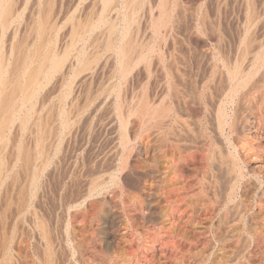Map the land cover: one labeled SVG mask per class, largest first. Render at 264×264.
<instances>
[{"label":"bare ground","instance_id":"bare-ground-1","mask_svg":"<svg viewBox=\"0 0 264 264\" xmlns=\"http://www.w3.org/2000/svg\"><path fill=\"white\" fill-rule=\"evenodd\" d=\"M204 1L0 0V264L20 262L8 214L31 230L29 264H89L69 215L89 203L97 230L116 226L99 202L118 185L143 224L168 219L184 194L205 237L170 264H264V0H213L212 19Z\"/></svg>","mask_w":264,"mask_h":264},{"label":"rangeland","instance_id":"rangeland-1","mask_svg":"<svg viewBox=\"0 0 264 264\" xmlns=\"http://www.w3.org/2000/svg\"><path fill=\"white\" fill-rule=\"evenodd\" d=\"M232 1V0H231ZM230 1V2H231ZM211 2V3H210ZM230 2H228V3H230ZM206 3V4H205ZM231 4V3H230ZM206 7H205V6ZM207 6H208V8H210L209 9V11H207ZM209 6H213V0H205L204 1V3H203V10H205V11H207V18L208 19H212V17H213V7H209ZM210 10H211V12H210ZM222 12H223V14H222ZM222 12L220 13V15H221V17H220V15H219V17H220V27H221V29L223 28V32L225 33V35L226 36H230V26H229V24H227L228 22H224V21H226V14H225V11H223L222 10ZM211 13V14H210ZM210 15V16H209ZM224 17H223V16ZM181 16H187L186 17V19H185V17L184 18H180L181 20H180V28H181V30L183 31L186 27H187V25H188V22H189V14H184V15H182L181 14ZM180 16V17H181ZM224 18V19H223ZM182 19H184L183 21H182ZM221 21H222V23H221ZM182 22H183V24H182ZM185 22V23H184ZM186 23H187V25H186ZM226 23V24H225ZM225 24V25H224ZM182 25V26H181ZM186 25V26H185ZM227 25H228V27H227ZM225 27V28H224ZM228 29V30H227ZM229 31V32H228ZM227 33V34H226ZM228 36V37H229ZM183 51H184V49H182ZM197 52V53H196ZM196 52H192L191 54H190V57L189 58H191L192 59V62H194L195 60H196V58L197 57H199L200 56V53H199V51H196ZM193 54V55H192ZM193 57V58H192ZM195 58V59H194ZM51 177V178H50ZM52 175L49 173L48 175H47V181L48 182H46V185H47V187L49 188V190H48V188H47V194L46 193H44V194H46V195H44V196H42L43 197V201H44V199L46 200V201H44V203L41 201V200H39L40 202L39 203H41L40 204V210H41V212L43 213V216H44V218L48 221V220H50L49 218H50V216H51V209H52V205H53V196H52V194H53V192H54V190L56 189L55 187L59 184V182H58V178H54L53 177V179H52ZM185 178V177H184ZM54 179H55V181H54ZM181 179H183V177H181ZM186 179V178H185ZM185 179H183V180H185ZM50 180V181H49ZM54 182V184H53V182ZM57 181V182H56ZM51 182V183H50ZM48 183H49V185H48ZM52 184V185H51ZM55 184H57V185H55ZM51 186V187H50ZM120 186L118 185V189H117V193H116V195H113V194H109V196H108V200H104L103 202H102V200H101V202H99V204L100 205H103V206H107L106 208L110 211V212H112V213H114V211H115V213H114V216H115V223H117V224H115L116 226H114V227H108V228H106V229H103V230H101L102 232H100L99 231V227H98V230H97V226L96 225H98V222H97V219H96V215L95 216H93L92 214H94V211L96 210V205L95 206H91L89 203H86V209L85 210H83V211H81V213H80V215H78L77 217H74L73 218V216L70 214L69 215V218L71 219V220H69V221H72V222H69L70 224L71 223H73L71 226H70V228L72 229V230H74L75 228H77V229H75L74 231H72V238H74L73 239V245H77V246H79L81 249H82V255L84 256H86V257H89L90 259H91V261H89V264H93V263H96V264H110L109 263V258L111 257V256H113L112 258H114V259H112V258H110V259H112V260H115V261H121V260H123V258H124V260L126 261V259L128 260V262H129V264H140V262H141V264L143 263V264H158V262H161V263H159V264H170V263H172V258L173 257H175L176 258V256H177V254L179 255L180 254V252H182V251H185L186 249H188V244H192V245H202V242L204 241V237H205V233H201V232H198L195 228H190V223L189 224H187L188 222H189V220L192 218V216H190V213H189V215L186 217V215H187V213H188V211H186V209H185V211H184V208L183 209H181L182 207H185V206H183V204L181 203L182 201V197L184 196V194L182 193V194H178V196H177V194L175 193V192H173V195L171 196V198H170V205L172 204V205H175V206H172L173 207V209H171L170 208V212L168 211V213H167V216H168V219H166V220H164V221H162V222H159V223H154V224H143V223H141V221H142V217H141V213H143L142 212V209H140L141 207L140 206H138V201H137V199H135V198H132V197H126L125 198V195H124V193L121 191V190H119V189H121V188H119ZM55 188V189H54ZM53 190V191H52ZM121 192V193H120ZM48 194H50V195H48ZM111 195V196H110ZM121 195H123V196H121ZM52 197V198H51ZM120 198V200H119V198ZM122 197H124V199L122 198ZM174 197V198H173ZM47 198V199H46ZM115 198V200H112V199H114ZM42 199V198H41ZM122 199H123V201H122ZM135 199V200H134ZM175 199H178V200H180L179 202L181 203V205H180V203L179 202H177L178 200H176L175 202L173 201V200H175ZM110 200V201H109ZM132 200V201H131ZM48 201V202H47ZM51 201V202H50ZM109 201V202H108ZM114 201V202H113ZM129 201V202H128ZM125 202V203H124ZM174 202V203H173ZM176 202H177V204H176ZM108 203H109V205H108ZM117 203V204H116ZM123 203V204H122ZM50 204V205H49ZM121 204V205H120ZM135 206H134V205ZM137 204V205H136ZM180 205V207H179V205ZM39 205V204H38ZM50 207H49V206ZM89 205V206H88ZM118 205V206H117ZM120 205V206H119ZM128 205V206H127ZM130 205V206H129ZM116 206L117 207H119V208H116ZM122 206V207H121ZM178 206V207H177ZM90 209H89V208ZM115 207V208H114ZM121 207V208H120ZM139 207V208H138ZM176 209H175V208ZM256 207V206H255ZM51 208V209H50ZM109 208H111V209H109ZM130 208V209H129ZM47 209V210H46ZM88 209V210H87ZM93 209V210H92ZM120 209V210H119ZM123 209V210H122ZM125 209V210H124ZM136 209V210H135ZM139 209V210H138ZM174 209H175V211H174ZM178 209V211L176 212V210ZM46 210V211H45ZM91 210V211H90ZM113 210V211H112ZM128 210H131L130 212H134L133 214L132 213H130ZM84 211H86V212H84ZM88 211V212H87ZM136 211H137V213L138 214H136ZM141 211V212H140ZM83 212H84V215L83 216H81V214H83ZM124 212V213H123ZM128 212V213H127ZM175 212V213H174ZM185 212H187V213H185ZM85 213H87V215L85 214ZM88 213H91V214H88ZM172 213H174L172 216L170 215V214H172ZM183 213V214H182ZM124 214V215H123ZM177 214V215H176ZM185 214V215H184ZM9 215V214H8ZM7 215V217H8V228H9V230L7 229V232H8V235H10V230H11V232H13L10 236H13L14 235V238L12 237H10L11 239V242L13 241V243H11V245H12V248H13V251H14V248H15V253L17 254V255H19L18 257H20V262L22 263V264H25V263H27V264H29V262H31V260H32V256H31V251H29V249H31V248H29L28 249V247H31V245H35L36 244V242H34V240H31V239H33L32 238V235L30 234L31 233V230H30V228L29 227H27V226H25V227H21L19 224H16V223H11V218H9L10 217V215L8 216ZM87 217H86V216ZM118 217H117V216ZM140 215V216H139ZM175 215V216H174ZM182 215V216H181ZM119 216H121V217H119ZM130 217V218H128V217ZM135 218L134 220H135V222H134V220H133V223H132V220H131V218ZM137 217H139V218H137ZM175 217H177L176 219H175ZM188 218V217H190V218H188L189 220H188V222H186L187 220L185 219V218ZM48 218V219H47ZM87 218V219H86ZM118 218V219H117ZM126 218V219H125ZM137 218V219H136ZM174 218V219H173ZM77 219H79V220H81L82 219V221H78ZM91 219V220H90ZM120 219V220H119ZM140 219V220H139ZM170 219L172 220L171 222H170ZM193 219V218H192ZM260 219V218H259ZM74 220H76V222L74 221ZM136 220H138V221H136ZM175 222H174V221ZM180 220V221H179ZM79 222V224H78V222ZM170 222L169 224H168V222ZM261 221V220H260ZM263 221V225H264V219L262 220ZM86 222V223H85ZM94 222V223H93ZM137 222V223H136ZM139 222L141 223V224H139ZM174 222V223H173ZM76 223V224H75ZM89 223V224H88ZM96 223V224H95ZM131 225H130V224ZM161 223H162V225H161ZM11 224H14L13 225V227L11 226ZM126 224V225H125ZM133 224L135 225V226H133ZM166 224H167V226H166ZM178 224H180V225H178ZM86 225V226H85ZM118 225V226H117ZM143 225V226H142ZM152 225V226H151ZM166 226V228L164 227V226ZM172 225H174V226H177V227H179L180 226V228H182V230L184 229V231H186V232H183L182 230H180V236L177 234V237L175 236L174 238H173V236L172 235H174L171 231H170V233H168L169 231H168V229H169V226H172ZM182 225V226H181ZM189 225V226H188ZM10 226V227H9ZM15 226V227H14ZM19 226V227H18ZM73 226V227H72ZM75 226V227H74ZM130 226V227H129ZM133 228H132V227ZM137 226H139L138 228H137ZM145 226V227H144ZM183 226H185V227H183ZM18 227V228H17ZM27 227V228H26ZM190 228V230H188L189 228ZM11 228H13V231H12V229ZM14 228L16 229V232H15V230H14ZM22 230H20V229ZM29 228V230H27ZM83 228V229H82ZM157 230H156V229ZM163 228V229H162ZM165 228V229H164ZM27 231H26V230ZM108 229V230H107ZM135 229H136V231H135ZM137 229H138V231H137ZM161 229H162V231H161ZM167 229V230H166ZM98 232H97V231ZM125 230V231H124ZM144 230V231H143ZM149 230V231H148ZM156 230V231H155ZM165 230V231H164ZM170 230V229H169ZM192 230V231H191ZM194 230V231H193ZM80 231V233H78ZM85 231V232H84ZM109 231H111V232H109ZM113 231V232H112ZM157 233H155V232ZM181 231L183 232V233H181ZM190 231V232H189ZM22 232V233H21ZM75 232V235H73V233ZM91 232H93V233H91ZM120 232V233H119ZM188 232V233H187ZM16 233V234H15ZM19 233V234H18ZM20 233H21V235L22 234H24L23 236H20ZM87 233V234H86ZM109 233V234H108ZM110 233H112V234H110ZM136 233V234H135ZM154 233V234H153ZM168 233V234H167ZM184 233H187V237H188V240L190 241H188V240H186L187 239V237H184ZM192 233H194V235L192 234ZM196 233V234H195ZM201 233V234H200ZM89 234V235H88ZM130 234V235H129ZM138 234H139V236H138ZM153 234V235H152ZM159 234V235H158ZM183 234V235H182ZM31 235V236H30ZM98 235V236H97ZM104 235V236H103ZM116 235V236H115ZM122 235H124V236H122ZM134 235V236H133ZM148 235V236H147ZM157 237H156V236ZM176 235V234H175ZM181 235L183 236L181 239H180V237H181ZM197 235V236H196ZM19 236V237H18ZM29 236V237H28ZM74 236V237H73ZM80 236V237H79ZM106 236V237H105ZM112 238H111V237ZM143 236V237H142ZM150 236V237H149ZM178 236H179V239H178ZM28 237V238H27ZM88 237V238H87ZM121 237H126V239L128 240H126L125 238H121ZM161 237V238H160ZM191 237V238H190ZM194 237V238H193ZM16 238V239H15ZM19 238V239H18ZM24 238V239H23ZM27 240H26V239ZM31 238V239H30ZM83 238V239H82ZM96 238V239H95ZM129 238V239H128ZM133 238V239H132ZM144 238H145V240H144ZM157 238V239H156ZM159 238V239H158ZM177 238V239H176ZM190 238V239H189ZM193 238V239H192ZM201 238V239H200ZM81 239V240H80ZM93 239V240H92ZM101 239V240H100ZM110 241H109V240ZM121 239V240H120ZM135 239V240H134ZM182 239H184V240H186V242L184 241V240H182ZM191 239H192V241H191ZM195 239V240H194ZM15 240V241H14ZM22 240V241H21ZM115 240V241H114ZM119 241L118 243H115V242H117V241ZM138 240V241H137ZM179 240V241H178ZM181 240V241H180ZM19 241H21V242H19ZM28 242V244H27V242ZM79 241V242H78ZM83 241H86V242H83ZM113 241V242H112ZM141 241H143V242H141ZM184 241V244L182 243ZM188 241V242H187ZM201 241V242H200ZM16 242V243H15ZM19 242V243H18ZM26 244H25V243ZM32 242V243H31ZM35 244H34V243ZM78 242V243H77ZM109 242V243H108ZM136 242V243H135ZM145 242V243H144ZM31 243V244H30ZM76 243V244H75ZM135 243V244H134ZM140 243V244H139ZM144 244V245H142V244ZM175 243V244H174ZM180 243V244H179ZM194 243V244H193ZM199 243H201V244H199ZM85 244V245H84ZM107 245L108 246V248L110 249L109 250V253H108V255L107 256H105V257H107V259H102L101 257H100V255H99V253H100V250H102V248H103V246L104 245ZM27 245H29V246H27ZM111 245V246H110ZM114 245H116V246H114ZM139 245V246H138ZM165 245V246H164ZM166 245H167V248H166ZM170 245H172V246H170ZM174 245V246H173ZM177 245H179V247L177 246ZM16 246H18V247H16ZM163 246V247H162ZM177 246V248H175ZM101 247V248H100ZM135 247V248H134ZM162 247V248H161ZM174 247V248H173ZM25 248V249H24ZM92 248H93V250H94V252L96 253V255H94L95 253L93 252V250H92ZM97 248V249H96ZM134 248V249H133ZM138 248V249H137ZM180 248V249H179ZM22 249V250H21ZM84 249V250H83ZM100 249V250H99ZM150 249V250H149ZM175 249V250H174ZM177 249H178V251H177ZM18 250V251H17ZM25 250V251H24ZM95 250H97V251H95ZM120 250V251H119ZM134 250H136L135 252H134ZM182 250V251H181ZM26 251H28V252H26ZM85 251V252H84ZM90 251H92V252H90ZM122 251H124L123 253H122ZM158 251V252H157ZM18 252H19V254H18ZM22 252V253H21ZM30 252V253H29ZM98 252V253H97ZM112 252H114L113 254H111ZM117 252V253H116ZM91 253V254H90ZM115 253L116 254H118V256H120V259L119 258H117L118 256L116 255L115 256ZM155 253V254H154ZM165 253V254H164ZM23 254H25V255H23ZM29 254V255H28ZM98 254V255H97ZM111 254V255H110ZM128 254H130V255H128ZM31 256V258L30 257H28V256ZM110 255V256H109ZM156 255V256H155ZM169 255V256H168ZM23 256V257H22ZM138 256H139V258H138ZM154 256H155V258H154ZM93 257V258H92ZM104 257V258H105ZM122 257V258H121ZM150 257L151 258H154V259H156L155 261V263L154 262H152L154 259H150ZM21 258H22V260H21ZM27 258V259H26ZM83 258H85V257H83ZM130 258V259H129ZM166 258H168V259H166ZM31 259V260H30ZM85 259H88V258H85ZM93 259V260H92ZM118 259V260H117ZM132 259V260H131ZM138 259V260H137ZM144 259H147V260H144ZM162 261H161V260ZM25 260H26V262H25ZM28 260V261H27ZM105 261V262H102V261ZM160 260V261H159ZM164 260H165V262H164ZM174 260V259H173ZM94 261V262H93ZM115 261H112V263L111 264H113V262H115ZM125 261H121L122 263L124 262V264H128V262H125ZM145 261V262H144ZM171 261V262H170ZM19 262V264H21ZM133 262V263H132ZM258 263V262H257Z\"/></svg>","mask_w":264,"mask_h":264}]
</instances>
